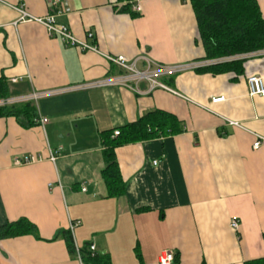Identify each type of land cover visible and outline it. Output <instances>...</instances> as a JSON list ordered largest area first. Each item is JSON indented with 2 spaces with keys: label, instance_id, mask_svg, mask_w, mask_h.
<instances>
[{
  "label": "crops",
  "instance_id": "obj_1",
  "mask_svg": "<svg viewBox=\"0 0 264 264\" xmlns=\"http://www.w3.org/2000/svg\"><path fill=\"white\" fill-rule=\"evenodd\" d=\"M125 2L57 4L56 22L93 51L20 19L19 7L34 17L49 14L48 0H0V77L9 97L56 91L31 100L44 124L0 117V226L25 218L37 230L0 239V264H83L78 250L85 244L111 264H159L164 251L173 252L172 264L264 257V143L252 147L264 138V96L249 95L246 83L251 74L264 80V51L240 54V72L199 71L210 63L158 77L166 88L141 80L73 89L125 73L105 55L137 59V69L147 61L221 62L203 58L188 0H135L137 17L121 11ZM257 3L264 18V0ZM154 110L174 115L183 130L115 148L125 193L106 197L100 133ZM30 154L37 161L14 163ZM68 229L75 252L56 237Z\"/></svg>",
  "mask_w": 264,
  "mask_h": 264
},
{
  "label": "trees",
  "instance_id": "obj_2",
  "mask_svg": "<svg viewBox=\"0 0 264 264\" xmlns=\"http://www.w3.org/2000/svg\"><path fill=\"white\" fill-rule=\"evenodd\" d=\"M125 1L121 11L137 17L139 13L130 7L135 0ZM188 2L196 21V41L203 47L204 59H218L264 49V18L257 0H188ZM241 64L240 60L218 62L199 71L215 74L229 70L240 72ZM7 97H9L7 81L0 77V99ZM7 116L16 117L25 127L38 123L37 110L32 101L1 105L0 117ZM117 129L118 136L112 135L113 130L100 133L104 163L100 173L105 196L110 198L125 193V183L119 170L115 148L128 143L174 135L180 133L183 126L174 115L154 110ZM25 234H37L35 225L25 218L0 226V239ZM56 237H61L68 250L75 252L73 236L69 229L60 230ZM78 254L83 264H111L106 254L91 251L88 244L80 248ZM244 264H264V257L245 261Z\"/></svg>",
  "mask_w": 264,
  "mask_h": 264
},
{
  "label": "built area",
  "instance_id": "obj_3",
  "mask_svg": "<svg viewBox=\"0 0 264 264\" xmlns=\"http://www.w3.org/2000/svg\"><path fill=\"white\" fill-rule=\"evenodd\" d=\"M61 1L63 0H48L49 8L51 12L44 17L31 16L21 7L17 8L16 10L20 13L21 20L35 21V22L42 24L45 27L46 32L50 37L58 38L64 45L74 46L80 50L97 51L96 46L87 43L86 40H81V39L76 38L67 26L58 24L56 22L55 20L56 14L54 10L57 4H59ZM140 10H141V7L139 5H136L134 7V11L140 12ZM91 36H92L91 33H87V37H91ZM263 51L264 49L255 51V52H250V53H242L241 55L236 54L232 56L222 57L219 59L221 60V62H226V61L239 59L240 58L239 55L241 57L242 56L245 57V55L251 56V54H255L257 52H263ZM105 57L110 62L115 64L116 66L122 68L125 71V73L120 74V75H115V76H108V77H105V78H102L96 81H92V82H87L84 84H79V85L74 86L73 89H86V88H95V87H102V86H108V85H118V84L128 86L131 82L136 83V82H139L140 80L147 81L151 88L153 87L166 88L164 84H162L161 82L157 80L158 77L168 75L171 73H176L179 71H184L188 68H197V67H201V66L213 63L212 61H208V62L194 61L188 64L164 66V65L155 64L151 61H147L146 67L144 69H137L136 68L137 59L129 60L123 55H116V56L105 55ZM12 81L14 82L16 81V79H12ZM246 83H247L249 95L264 96L263 77L256 75V74L248 75L246 77ZM54 93H56V91H49V92H42V93L36 92V93L30 94L29 96H24V95L13 96L14 98L7 97L5 99H0V106L4 104H14V103H21V102L36 100L38 97L42 95H51ZM221 100H223V97L211 98V101L213 103L219 102ZM37 122L40 124H44L46 122V118L44 117L38 118ZM229 124L232 126L238 125L237 122H232V121H229ZM118 134H119V130L114 129L112 132V135L118 136ZM263 143H264V138L258 137L256 141L253 142L252 147L253 149H258ZM49 159L51 161H54L56 159L55 154L54 153L51 154L49 156ZM35 161H37L36 156L30 154V155L22 156L20 158L15 159L14 163L16 165H21V164L35 162ZM81 190L85 191L86 187H82ZM77 224H79V221L74 222V225H77ZM229 225L231 228L235 230L238 229V221L236 219H232ZM89 248L91 251L93 252L95 251V248L93 245H89ZM173 260H174L173 252L164 251L159 256L158 263L159 264H172Z\"/></svg>",
  "mask_w": 264,
  "mask_h": 264
},
{
  "label": "rangeland",
  "instance_id": "obj_4",
  "mask_svg": "<svg viewBox=\"0 0 264 264\" xmlns=\"http://www.w3.org/2000/svg\"><path fill=\"white\" fill-rule=\"evenodd\" d=\"M141 81V80H140ZM12 98H14V97H12Z\"/></svg>",
  "mask_w": 264,
  "mask_h": 264
}]
</instances>
